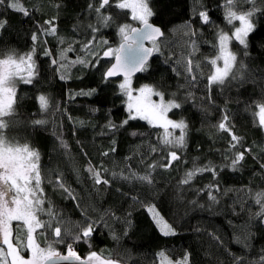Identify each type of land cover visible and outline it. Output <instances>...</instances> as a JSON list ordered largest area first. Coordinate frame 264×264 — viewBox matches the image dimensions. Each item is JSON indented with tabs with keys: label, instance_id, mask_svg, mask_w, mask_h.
Instances as JSON below:
<instances>
[{
	"label": "snow or ice",
	"instance_id": "snow-or-ice-1",
	"mask_svg": "<svg viewBox=\"0 0 264 264\" xmlns=\"http://www.w3.org/2000/svg\"><path fill=\"white\" fill-rule=\"evenodd\" d=\"M172 2L85 0L71 17V28L62 30L60 13L68 10L71 0H54L56 14L30 24L28 29L21 27L26 37L21 50L4 40L15 29L10 14L22 16L19 23L23 26L40 9L34 5L30 10L22 0H0V264H136L129 249L98 252L91 241L98 228L104 227L119 248L121 240L135 228L133 213L137 208L147 212L159 237L193 233L202 241L205 257H211L198 262L189 245L173 258L170 249L157 245L151 264H223L221 255L230 258L231 264H264V248L252 260L232 252L221 230L205 226L211 221L203 216L247 212L243 235H238L233 221L228 220L234 228L231 241L245 249L251 247L252 228L256 227L252 221L264 232V183L254 185L250 179L237 184L225 178L241 172L249 157L259 163L257 171L264 178V145L245 143V136L237 131L235 113L229 108L232 97L225 95L247 83L259 87V96H249L243 110L250 114L251 125L264 131V70L253 69L234 50L236 45L242 46L243 56L249 57V34L256 28L255 18L264 17V0H211L212 7L222 12L223 24L213 18L206 0H192L190 15L181 16L178 24L165 20L163 17L171 14ZM209 27L214 33L211 40L205 38ZM113 28L119 38L116 44L102 32ZM201 43L211 45V51L203 53ZM41 57L46 59L41 61ZM161 58L166 66L162 71ZM44 64L62 82L72 79L74 68L79 73L76 79L90 77L93 84L77 91L69 89L68 99L99 97L100 106H90L89 112L93 117L103 113L102 123L74 118L66 109L61 113L72 123L78 152H73L65 138L63 123L57 125L53 120L54 155L48 164L31 140L33 132L48 130L50 109L53 115L61 109L59 103L53 106L50 94L41 86ZM157 72L160 81L148 82ZM172 79L176 80L175 90L165 87ZM21 84L36 89V113L22 116ZM109 93L111 107L105 108ZM117 100L119 117L114 112ZM186 104L205 119L218 114L211 124L215 132L210 138L213 143L217 137L226 140L227 146L210 147L209 151L219 152V162L199 155L188 159L192 129L183 115ZM133 121L145 122L147 130L139 131ZM88 126L93 131L91 142L86 138ZM82 133L84 139L80 138ZM145 136L149 139H143ZM126 137L134 138L129 142L134 147L122 155L121 143ZM98 138L107 140V145L97 146ZM136 139L140 142L134 143ZM89 143L98 162L89 151ZM196 150L200 152L202 146L197 144ZM205 174L209 182L197 184ZM256 174L254 171L252 176ZM57 195L68 204L58 203ZM108 197L112 198L110 206L104 207ZM162 203L182 207L184 216L174 212L173 218L166 217ZM116 204L119 207L112 206ZM121 210L122 215L118 214ZM197 212L201 217H196ZM192 219H197L195 225ZM114 224L121 225L120 231ZM78 242L89 244L85 256L75 250ZM205 242L207 249L203 248ZM59 244L66 245V253L57 249Z\"/></svg>",
	"mask_w": 264,
	"mask_h": 264
},
{
	"label": "trees",
	"instance_id": "trees-1",
	"mask_svg": "<svg viewBox=\"0 0 264 264\" xmlns=\"http://www.w3.org/2000/svg\"><path fill=\"white\" fill-rule=\"evenodd\" d=\"M22 2L32 9V6H36L39 8V11H35L33 17L30 21L25 23L23 26L19 23L22 19L17 13H11L10 19L12 24L15 25L14 30H10L4 36V40L11 41L14 45L19 46L21 50H23V46L26 41V37L23 32H20L21 27L24 29H28L29 25H34L38 21L42 19H46L54 14H56V9L53 6L54 0H22ZM206 2L211 5V0H206ZM85 0H71V6L68 8L67 11H61L60 13V21L59 25L60 28L63 30L65 28H71V17L74 16L75 12L80 11V7L84 6ZM192 4V0H173L170 8V13L165 15L163 18L165 20H172L174 23H180L181 16H188L190 15V7ZM166 11H168L166 9ZM212 16L218 22L223 24V16L222 12H218L212 7ZM256 28L253 30L252 33L249 34V48L248 51L250 53L249 57L243 56V48L242 46L236 45L234 48L235 51L238 52V55L241 59L246 60L253 69H260L264 70V17L257 16L255 18ZM171 26V25H170ZM20 32L18 36L17 33ZM103 34L106 38L110 39L114 44L119 42V38L115 34V29H104L102 30ZM214 33L213 29L209 27L205 30V38L211 40L213 39ZM172 39V37H170ZM2 46V45H0ZM201 49L203 53H207L211 51V45L201 43ZM199 55V54H198ZM41 61L45 60L46 58L41 57ZM162 59L159 64L161 71L163 70L164 66L162 64ZM48 65L44 64L42 67V76L45 78L41 79V86L43 90L50 94L53 106L57 103L61 104V109L59 113L53 115V110L50 109L48 113L49 124L46 126L47 131L43 129L33 132L31 134V140L35 147H38L41 151V159L45 164L49 163L50 157L54 154L51 153V145L54 137L52 136V128L53 124L52 121L55 120L56 124L59 125L63 123L64 128V136L68 140L73 152H78L79 147L76 144V139L72 136L71 129L72 123L68 120L67 114L61 115V113L67 110V113H70L74 118L85 119L88 120L92 118L93 122L102 123L103 120L101 119L103 113H96L95 117L92 116V113L89 112L90 106H100L99 104V97L93 98L88 96H76L73 100L69 101L68 99V90L72 89L73 91H77L80 88H87L93 84V81L90 77H85L82 80L76 79V76L79 74L77 69L71 70L72 79L62 82L59 81L58 78H54L51 71L47 70ZM155 80L156 82L160 81V73H155L154 77H149L148 82H152ZM144 82V81H140ZM264 86V85H262ZM39 87V86H38ZM165 87L169 88V90H175L176 87V80H168L165 82ZM36 89H33L29 85H20L19 94L21 97L20 103L21 108L20 111L22 116L36 113L38 111V107L34 104L33 95ZM260 94V88L256 87V85L252 83H247L237 90V88H232L230 92H225L226 96H231L232 101L229 104V108L233 110L235 113V120L237 124V131L245 136V143L251 144L255 142L257 145H264V131H260L254 128L251 125V116L250 114L244 112V103L248 101L249 96H252L254 99L257 98ZM237 100L240 101L237 104ZM222 102V101H221ZM116 108L114 109L115 115L117 117L121 116L120 112V102L117 100ZM105 108L111 107V93H109L108 102L103 105ZM185 107L187 111L183 113V115L190 120V127L192 129L190 133V147L188 151V159L191 160L193 156L199 155L202 159L210 158L219 162L221 157L219 152L216 151H209V148L212 149H223L227 146L226 140L219 139L218 137L213 143V139L210 138L212 134H214L215 130L211 128V124L215 123L216 119L218 118L217 113H213L207 119L203 117V114L199 112L197 109L192 108L190 104H186ZM39 118V117H35ZM175 118H179V115ZM132 123L137 125L139 131H146L147 125L143 121H133ZM143 125V127H141ZM199 129V131H197ZM126 135V134H125ZM81 139H84L85 136L82 133ZM86 138L89 142L93 139V131L90 126L87 128ZM134 138L126 137L121 143L120 151L122 155H127L129 150L134 147V144L129 143L133 141ZM143 139L148 140L149 138L145 136ZM151 140L155 142V136L151 137ZM139 139H136L134 143H139ZM100 144L107 145V140L103 138L97 139V146ZM199 144L202 146V150L197 152L196 145ZM148 145L144 144L143 148L147 150ZM89 151L92 152L93 158L95 161L98 162L99 157L91 148V143H89ZM119 160L120 157H117ZM138 162V161H137ZM109 166H111V162L109 161ZM259 168V163L257 161H253L250 157L248 159V163L244 166V169L241 172L232 175H226V179L229 180L230 183L233 181L239 183H248L251 179L253 184H261L264 183V178L259 175L257 171ZM256 171L257 174L255 177L252 176V173ZM173 175H176L175 170H173ZM210 177L205 174L204 178L197 181V184L203 185L208 183ZM49 194L52 193L51 187L48 188ZM187 198L191 199L192 197L185 193ZM56 200L58 203L68 204L67 201H61L59 196H56ZM112 198L108 197L107 201L104 203V207H109ZM113 207H119V204L112 205ZM124 209H127L128 205L124 204ZM160 208L162 213L168 217L173 218V213L178 212L179 216H184V210L182 207L178 208L176 204H169V203H162L160 204ZM255 210V206H253V211ZM70 211V208H69ZM118 214L122 215L123 210H121ZM196 217H201V213L197 212ZM204 219L206 221L210 220V224H206L205 226L209 228H219L221 233L225 236V239L229 242L230 250L238 255H246L248 260H252L258 258L260 251L264 248V232L258 231V223L256 221H252L253 224H256V227L252 228L253 235L250 238V245L251 247L245 249L242 244L236 243L231 241V237L233 235V225H235V232L238 235H243V227L242 225L248 221V213L245 212L239 216H232L229 212L227 215L220 214L214 217H208L207 214H203ZM133 219L135 223V228L132 230L128 237H125L121 240L119 248H117V244L111 236L108 234V229L104 227H99L98 230L95 232L94 239L91 241V246L96 251H101L102 249L107 251L109 249H117L120 252H123L125 249H129L132 253L133 259L136 261V264H151L152 260V253L156 250L157 245L160 247H167L171 251L169 255L173 258H176L183 254V249L191 245L192 249L195 251L196 256L195 259L199 261H207L211 257H205L204 252L201 250L202 241L198 238L195 234L182 231L179 236L174 238H161L159 234L155 231L154 226L151 223L150 217L148 216L147 212L143 209L137 208V210L133 213ZM187 220V217H185ZM228 220L233 221V225L228 223ZM197 223V219H192L191 224L195 225ZM187 227V225H185ZM113 227L120 231L121 225L114 224ZM57 249L60 250L62 253H66V245L59 244L56 245ZM75 250L81 256H85L87 251L89 250V244L78 242L75 246ZM203 248L207 249V243H203ZM212 251H215L214 249ZM219 260L223 261V264H231L230 258L226 259L224 255L219 256Z\"/></svg>",
	"mask_w": 264,
	"mask_h": 264
},
{
	"label": "water",
	"instance_id": "water-1",
	"mask_svg": "<svg viewBox=\"0 0 264 264\" xmlns=\"http://www.w3.org/2000/svg\"><path fill=\"white\" fill-rule=\"evenodd\" d=\"M60 264H68L66 261H61Z\"/></svg>",
	"mask_w": 264,
	"mask_h": 264
}]
</instances>
